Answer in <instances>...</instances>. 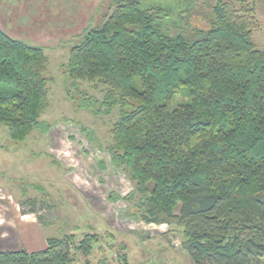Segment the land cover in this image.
<instances>
[{
	"label": "trees",
	"instance_id": "obj_1",
	"mask_svg": "<svg viewBox=\"0 0 264 264\" xmlns=\"http://www.w3.org/2000/svg\"><path fill=\"white\" fill-rule=\"evenodd\" d=\"M199 1L112 0L107 19L69 51L67 92L71 100L80 93L94 115L118 110L104 148L134 184L125 199L132 217L182 229L191 264H264L256 10L246 0H212L203 27L190 21ZM48 68L42 47L0 27V126L14 142L49 128L40 122L51 106ZM98 239L49 237L40 251L0 252V264H75Z\"/></svg>",
	"mask_w": 264,
	"mask_h": 264
},
{
	"label": "rangeland",
	"instance_id": "obj_2",
	"mask_svg": "<svg viewBox=\"0 0 264 264\" xmlns=\"http://www.w3.org/2000/svg\"><path fill=\"white\" fill-rule=\"evenodd\" d=\"M246 1L256 10L253 40L264 50V0ZM111 4L112 0H0V27L13 38L42 47L52 79L51 106L40 118L49 125L48 130H34L26 140L14 142L7 128L0 126V196L11 195L22 211H29L30 201H36L39 221H54L59 234L63 230L77 240L96 235L95 245L105 252L114 249L120 264H191L182 229L146 224L129 212L125 199L134 184L114 167L104 148L110 142L118 110L94 115L84 108L80 93H73L71 100L67 92L70 83L64 66L69 51L82 42L88 29L107 19ZM211 4L212 0H200L191 23L205 27ZM82 88L102 98L101 91L87 84ZM63 152L66 163L56 154ZM118 191L122 195L130 192L123 197ZM121 231L131 233L121 235ZM91 262L96 264L94 258Z\"/></svg>",
	"mask_w": 264,
	"mask_h": 264
},
{
	"label": "crops",
	"instance_id": "obj_3",
	"mask_svg": "<svg viewBox=\"0 0 264 264\" xmlns=\"http://www.w3.org/2000/svg\"><path fill=\"white\" fill-rule=\"evenodd\" d=\"M56 154L62 162L66 163L64 152L60 155H58V153ZM128 184L131 185L130 182H128ZM76 185L78 186V184ZM128 193L122 195L123 193L118 191V194H121L123 197H125ZM104 201H106L105 198ZM15 202L11 195L0 196V203L2 204L0 207H3V209H0V252L21 250H25L27 252L40 251L47 247V239L49 237L67 235V233L65 234L63 230H61V234L57 232L60 230V228L56 227V223L54 221L47 223H45L43 220L39 221V215L36 210L37 204H35L36 201H30L32 202L31 208L34 207V209H30L29 211H22L21 206ZM99 215L104 216V213L100 212ZM130 233L131 232L129 231H121V235H130ZM128 248L129 246H127L126 251H123V254L126 255V253H128ZM113 251L114 249L105 252L102 249H99L98 245H95L94 250L88 260H86L80 253L76 254L75 264H92L91 260L93 258L96 261V264H103L102 260L105 258L107 259L108 257L110 258H108L109 260L106 262L107 264H120L115 258L116 254ZM97 252H99V254ZM111 253L114 254L111 255Z\"/></svg>",
	"mask_w": 264,
	"mask_h": 264
}]
</instances>
